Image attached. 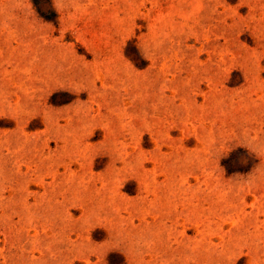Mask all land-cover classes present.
<instances>
[{
  "label": "rangeland",
  "instance_id": "374dc122",
  "mask_svg": "<svg viewBox=\"0 0 264 264\" xmlns=\"http://www.w3.org/2000/svg\"><path fill=\"white\" fill-rule=\"evenodd\" d=\"M0 264H264V0H0Z\"/></svg>",
  "mask_w": 264,
  "mask_h": 264
},
{
  "label": "trees",
  "instance_id": "16d2710c",
  "mask_svg": "<svg viewBox=\"0 0 264 264\" xmlns=\"http://www.w3.org/2000/svg\"><path fill=\"white\" fill-rule=\"evenodd\" d=\"M33 2H34V4H35V6H39V0H33ZM46 19H48V20H52V18H49V17H47V16H44Z\"/></svg>",
  "mask_w": 264,
  "mask_h": 264
}]
</instances>
